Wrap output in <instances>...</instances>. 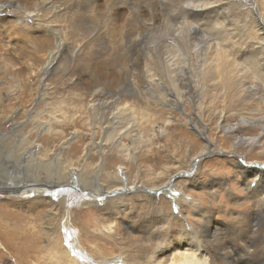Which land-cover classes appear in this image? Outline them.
<instances>
[{
	"label": "bare ground",
	"instance_id": "obj_1",
	"mask_svg": "<svg viewBox=\"0 0 264 264\" xmlns=\"http://www.w3.org/2000/svg\"><path fill=\"white\" fill-rule=\"evenodd\" d=\"M75 1H79V5ZM75 1L74 12H80L78 8L87 10L91 7L94 8L92 11L94 16L97 14H95L98 9L96 1L94 4L90 0ZM44 3L43 7L32 12L24 10L23 4L21 5L18 0H7L0 6V14L14 11V14L30 16L34 26L37 24L35 28H46V31L55 35L57 45L50 51L49 66L57 59V54L64 47L65 40L58 28L43 24L39 20L42 15H51L53 12L54 15L57 14L54 1L45 0ZM111 5L109 10L112 14L117 11L118 15L119 10H126L130 12V20L133 22H127L122 31L123 42L119 58L117 56L118 60H111L115 67H119L120 62L123 66L127 65L122 72L123 76H142L144 89L129 90L130 95L137 99L144 95L145 98L147 96L158 101V96L154 95L151 87L157 76H165L159 79L157 84L162 92L160 104L176 110L186 102L182 89L189 91L187 101L193 112L183 113L184 124L192 127L205 144L191 160L190 166L194 162L192 167L195 168L196 158L215 152L213 142L206 136V129H203L209 126L204 116L207 113H209L208 122H212L217 130L224 134L226 141H231L230 152L239 153L246 150L251 157L261 158L259 161H250L247 164L246 155L241 154L238 157L240 160L238 173L245 182L247 192L254 187L251 196L255 199L258 208L251 223L247 224L249 227L234 228L232 238L228 239L223 235L222 230L214 225L209 224L207 227L198 225L195 231L191 230L189 237H184L176 245L165 244L166 247L162 245V248L159 245L160 250L157 254L149 258L150 264H264V93L258 91L260 86L255 83L254 78L261 76L264 80V15L258 0H114ZM63 10H59L58 13ZM148 10L149 16H145ZM103 17L98 18L100 26L94 25L87 17L81 19L78 26L88 31L92 30L93 25L95 35L100 40L104 33L101 25ZM26 27L32 28L28 23ZM215 91L219 93H214ZM85 94L89 99L86 106L89 113L88 142L83 141L85 135L77 130L65 136L63 131L50 126L51 123L49 124L40 114L34 115L31 109L26 112L27 118L20 121L18 110L6 109L0 89L1 194L21 195V200L13 202V206L28 204L34 208L38 205L48 208L47 219L54 216L62 207L74 205L93 207L102 203L107 205L119 192L132 194L139 190L148 193L144 194L148 199L152 198L150 193L162 194L161 202L171 197L177 207L179 204L176 201L181 197L174 201V196L169 193L173 189L171 188L173 180L180 175L175 173L174 177L168 171L169 168L163 169L156 175L149 171L143 175L139 170L134 176L135 180H132L126 172L122 175L118 174V169L125 170L126 166L117 167L114 175L107 173V161L110 158L107 147L112 145L121 153H126L125 161H127V157L132 153L126 148L122 137L129 133L134 140H142L144 136L138 130L141 119L136 115L131 103L125 100L127 95L123 93L92 90ZM241 97L245 104L257 103L259 100L258 108L240 111L231 108L230 105L235 107L233 99L240 100ZM40 98V101L45 99ZM221 99L225 103L223 109H219L215 104L216 100ZM54 108L56 111H50L51 114L63 110L62 105H56ZM38 119L40 121L38 125L44 127V134L49 133L50 137L35 139L33 131L37 128L35 124ZM10 122L13 130L6 134L4 128ZM77 122L78 117L72 120V125L77 127ZM57 123L61 122L57 120ZM46 125L48 129L45 128ZM61 125L65 126L64 123ZM244 132L247 135L242 134ZM79 143L83 144V148L79 147ZM38 147L42 149L39 150ZM255 151H259L258 154H255ZM93 156L98 158L97 164L92 160ZM247 168L249 169L246 170ZM29 169L34 175L26 174ZM3 170L6 172H2ZM43 170L50 171L52 175L47 176L46 172V175H43ZM74 170H77L78 174L73 173ZM9 171L18 175L14 176ZM164 176L167 178V183L156 185L154 181H160ZM166 184L169 185L170 191L162 189L167 186ZM72 189L76 190L75 193ZM120 198L123 199L124 196ZM185 199L186 204L181 206L179 214L184 212V209H189L188 216L181 217L171 213V217L182 226L189 216L200 219L208 209L203 204L198 205ZM0 207L3 210L1 212L8 213L5 205L1 204ZM111 208L119 214L126 211V208L120 204ZM151 216L153 218V214ZM73 243L72 249L76 257L80 258L79 261L85 264H103L94 263V260L92 262L77 241ZM69 256V254L65 256V263L76 264L69 259ZM59 264L63 263L59 262Z\"/></svg>",
	"mask_w": 264,
	"mask_h": 264
},
{
	"label": "rangeland",
	"instance_id": "obj_2",
	"mask_svg": "<svg viewBox=\"0 0 264 264\" xmlns=\"http://www.w3.org/2000/svg\"><path fill=\"white\" fill-rule=\"evenodd\" d=\"M6 1L0 0V6ZM50 1L55 2L57 14L54 15L55 12H53L51 15H42L39 20L43 24L58 28L57 30L65 40V45L59 50L57 59L49 66L50 51L57 45L55 35L46 31V28H35L37 24L34 26L30 16L14 14V11L0 14V89L6 109L18 110L20 121L27 118L26 112L31 109L34 115L40 114L49 124L51 123L50 126L63 131L65 136L77 130L85 135L86 138L83 141L88 142L90 139L87 122L89 113L86 106L89 99L85 93L97 90L99 92L116 91L127 95L123 98L131 103L136 115L141 119L138 130L144 138L138 141L134 140L129 133L123 135L122 141L132 153L127 157V161H125L126 153H121L118 148L109 145L107 151L110 158L107 161V173L114 175L117 167L126 166L125 170L118 169V174L122 175L126 172L132 180H135L134 176L139 170L143 175L147 171L156 175L163 169L169 168L171 175L175 173L180 175L171 184L172 190L178 193L169 194L174 196V201L178 197L181 198L176 201L179 205L175 207L171 197L161 202L162 194L159 195L157 192L150 193L151 199L144 196L148 193L140 190L132 194L119 192L116 194L117 198L114 196V200L107 205L102 203L93 207L78 205L62 207L54 216L47 219L48 208L41 205L34 208L28 204L13 206V202L21 200V195L17 193L4 195L0 192V205H5L8 212L7 214L1 212L3 210L0 207V264H59V262L66 264L65 256L68 254L69 259H72L74 263L85 264L79 261L80 258L76 257L72 249L74 241H77L94 263L150 264L149 258L157 254L162 245L163 247L176 245L184 237H189L198 225L200 227L214 225L221 229L228 239L232 238L233 230L240 226L249 227L258 208L255 199L251 196L254 187L247 192L245 182L238 173L240 164L238 157L241 154L246 155L247 158L244 157L246 163L259 161L261 158L251 157L246 150L239 153L230 152L231 141H226L224 134H221L212 122H208L209 113H207L204 116L209 126L203 129H206V136L213 142L215 152L196 158L195 168L192 167L194 162L190 166L191 160L204 148L205 144L192 127L184 124L183 113L193 112L187 101L189 91L182 89L186 99L182 107L175 110L168 105L161 106L162 92L157 84L159 79L165 76H157L151 88L160 101L155 98L149 99L147 96L145 98L144 95L140 99L134 98L128 91H134L136 88L139 91L144 89L142 76H123L122 72L127 65L123 66L120 62L121 65L115 67L111 61L118 60L120 56L124 27L127 22L133 23L130 20V12L119 10L118 15L117 11L112 14L109 8L114 0H90L92 4L96 1L98 7L95 16L92 12L94 8L91 7L87 10L78 8L80 12H74L75 0H48ZM18 2L23 4L24 10L32 12L45 4V0H18ZM258 2L264 15V0H258ZM75 3L79 5V1ZM61 9L64 10L58 13ZM149 12L148 10L145 16H149ZM85 17L97 26H100L98 18L103 17L102 39H97L93 25L92 30L88 31L78 26V22ZM27 23L32 28H27ZM137 66L139 67V64ZM46 68H48L47 71ZM257 77L254 76L255 83L260 86L258 91L262 94L264 80L261 76ZM40 97L45 99L40 101ZM233 100H235L233 102L235 107L229 102L228 105L233 109L236 108V111L257 109L260 102L258 100L257 103L245 104L243 97L240 100ZM215 104L219 109H223L225 105L222 99L216 100ZM56 105H62L63 110L51 114L50 111H56L54 108ZM77 117V127H74L72 120H76ZM57 120L65 126L62 127ZM38 122H40L39 119L36 120V126L34 125L37 127L33 131L35 139L50 137L49 133L44 134V127H40ZM45 128L48 129V125ZM4 129L6 134L11 133L12 123H8ZM242 134L247 135L245 132ZM79 145L83 148V144L79 143ZM40 148L38 147L39 150ZM258 152L254 153L258 154ZM92 160L95 164L99 162L95 156ZM9 172L14 176L18 175L12 171ZM30 172L31 169L26 174L34 175ZM45 172L47 176L52 175L46 170H43L42 174L46 175ZM74 172L78 174L77 170ZM154 182L156 185H163L167 183V178L164 176L160 181ZM168 186L162 189L167 191ZM75 191L72 189L73 193ZM122 195L123 199L120 198ZM185 198L191 203L203 204L208 209L204 211L200 219L189 216L184 227L171 217V213L181 217L188 216L189 209H184V212L179 214L181 206L186 204ZM116 204L124 206L126 211L122 214L113 211L111 207ZM150 210H152L151 213ZM145 240L151 241L150 247Z\"/></svg>",
	"mask_w": 264,
	"mask_h": 264
},
{
	"label": "water",
	"instance_id": "obj_3",
	"mask_svg": "<svg viewBox=\"0 0 264 264\" xmlns=\"http://www.w3.org/2000/svg\"><path fill=\"white\" fill-rule=\"evenodd\" d=\"M173 191V190H172Z\"/></svg>",
	"mask_w": 264,
	"mask_h": 264
}]
</instances>
